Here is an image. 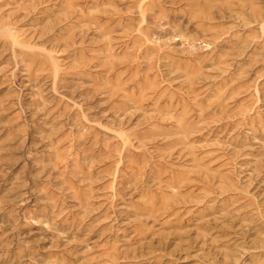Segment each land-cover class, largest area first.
Segmentation results:
<instances>
[{
    "label": "rangeland",
    "instance_id": "obj_1",
    "mask_svg": "<svg viewBox=\"0 0 264 264\" xmlns=\"http://www.w3.org/2000/svg\"><path fill=\"white\" fill-rule=\"evenodd\" d=\"M0 264H264V0H0Z\"/></svg>",
    "mask_w": 264,
    "mask_h": 264
}]
</instances>
